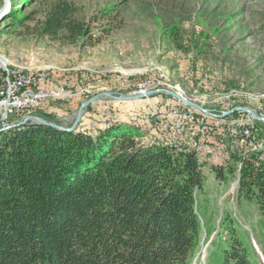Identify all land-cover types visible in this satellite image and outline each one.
Instances as JSON below:
<instances>
[{"label":"rangeland","instance_id":"374dc122","mask_svg":"<svg viewBox=\"0 0 264 264\" xmlns=\"http://www.w3.org/2000/svg\"><path fill=\"white\" fill-rule=\"evenodd\" d=\"M69 1L78 7V18L91 28L90 36L76 44L35 38L23 29L10 28L8 19L3 20L12 0L0 5V9L6 8L0 23V64L7 62L27 74L50 76L56 84L50 89L64 85L76 92L79 85L81 92L68 102L51 100L29 113L11 115L12 122L34 115L71 127L86 100L108 93L130 95L140 92L142 86H148V91H173L218 116L244 107L264 117V0ZM104 9L114 10L113 19L93 21ZM40 18L38 13L28 25L34 26ZM189 110L204 122L223 123L224 130L205 138L224 141L230 154H243L247 147L227 134V125L255 128L258 143L264 141V122L241 112L234 117H211L165 94L136 101L104 96L84 110L77 129L95 135L112 123H126L140 129L144 144L163 143L160 140L164 139L154 140L161 134L160 128L179 122ZM197 133L198 139L204 135L202 127ZM171 141L163 144L181 145V140ZM253 146L257 149L256 142ZM224 162L225 155L202 158L206 179L196 197L201 237L190 264H224L223 252L234 234L252 264H264V216L258 200L239 196L238 171L226 181L217 179L212 168Z\"/></svg>","mask_w":264,"mask_h":264},{"label":"trees","instance_id":"16d2710c","mask_svg":"<svg viewBox=\"0 0 264 264\" xmlns=\"http://www.w3.org/2000/svg\"><path fill=\"white\" fill-rule=\"evenodd\" d=\"M112 11L93 21L113 19ZM78 15L69 0H12L3 23L76 44L91 33ZM142 138L126 123L95 135L35 123L0 132V264H190L201 237L200 156L194 148ZM256 146L230 154L212 172L226 181L238 171L239 196L256 197L264 216V151ZM223 260L252 264L235 234Z\"/></svg>","mask_w":264,"mask_h":264},{"label":"built area","instance_id":"2783aa9c","mask_svg":"<svg viewBox=\"0 0 264 264\" xmlns=\"http://www.w3.org/2000/svg\"><path fill=\"white\" fill-rule=\"evenodd\" d=\"M0 78H6V95L0 98V128L7 127L8 124L15 123L11 120V115H23L31 112L34 108L48 104L49 100L57 102H68L71 98L79 96L81 92L76 87L72 91L68 86L59 85V89H50V77L45 75H17L15 71H4ZM148 86H142L140 92H147ZM24 118V117H23ZM223 121V120H222ZM219 120L213 124L204 122V119H199L192 111L183 112L177 123H166L161 129V134L156 139L181 140V149L200 147L201 156L200 162L204 156L225 155L226 165L231 158L228 146L225 142L214 143L207 140L206 134L215 130H224ZM202 127L204 135L197 138V129ZM226 132L240 143L253 149V142H258V130L251 127H243L240 124L227 125ZM256 150V149H253ZM264 151V141L261 143V149ZM203 164V163H202Z\"/></svg>","mask_w":264,"mask_h":264},{"label":"water","instance_id":"95a60500","mask_svg":"<svg viewBox=\"0 0 264 264\" xmlns=\"http://www.w3.org/2000/svg\"><path fill=\"white\" fill-rule=\"evenodd\" d=\"M5 14H6V8L0 9V23L2 22V18L4 17ZM156 94H165L167 96H170V97L182 102L183 104L189 106L190 108L195 109V110L202 112V113H204L208 116H211V117L227 118L229 116L234 115L237 112H241V113L249 115L255 121L264 122V117H261L255 111L244 108V107H236V108L230 110L229 112L223 113L222 115L218 116L216 114H213L210 110L205 109V108L199 106L198 104L183 98L178 93H175V92L169 91V90H165V89H159V90L147 91V92H137V93H133L130 95L120 94L119 96H115L113 94L108 93V94H100V95L94 96V97H92V98H90V99H88L82 103V105H81V107L77 113L76 121L71 127H64V126L59 125L55 122L48 121L42 117L34 116V115H26L19 123L13 125L12 127H19V126H24L28 123H35V124H39V125H43V126H50V127H53L55 129H58V130L64 131V132H73L77 129V125L79 124V122L81 121V119L83 117L84 110L87 109L94 102L100 101V99L104 96L112 98V99L117 100V101H136V100L150 98Z\"/></svg>","mask_w":264,"mask_h":264},{"label":"bare ground","instance_id":"6f19581e","mask_svg":"<svg viewBox=\"0 0 264 264\" xmlns=\"http://www.w3.org/2000/svg\"><path fill=\"white\" fill-rule=\"evenodd\" d=\"M1 60V58H0ZM3 69L4 71H15V73L17 75H32V74H27V72L21 68L20 66L17 65H10L7 62H2V64H0V75L3 74ZM37 75H43V74H37ZM6 95V78H0V98L4 97ZM51 100H49L50 102ZM12 124H8L7 127H1L0 128V132L8 130L12 127ZM163 143H172L173 141H167L166 139L164 140H160ZM155 141H153L154 143ZM178 142V141H175ZM180 143V142H178ZM253 148H255V146H253ZM196 150L199 154H201V148L200 147H196Z\"/></svg>","mask_w":264,"mask_h":264},{"label":"crops","instance_id":"0c3cea01","mask_svg":"<svg viewBox=\"0 0 264 264\" xmlns=\"http://www.w3.org/2000/svg\"><path fill=\"white\" fill-rule=\"evenodd\" d=\"M49 77H50V76H49ZM48 84H49L50 86H52V87H55L54 85H56V84H53L52 81H50ZM77 87L80 89L79 85H78ZM81 88H82V87H81Z\"/></svg>","mask_w":264,"mask_h":264}]
</instances>
